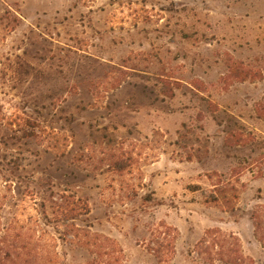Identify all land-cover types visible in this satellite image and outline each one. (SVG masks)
I'll return each instance as SVG.
<instances>
[{
    "label": "rangeland",
    "instance_id": "obj_1",
    "mask_svg": "<svg viewBox=\"0 0 264 264\" xmlns=\"http://www.w3.org/2000/svg\"><path fill=\"white\" fill-rule=\"evenodd\" d=\"M237 257L264 264V0H0V264Z\"/></svg>",
    "mask_w": 264,
    "mask_h": 264
},
{
    "label": "trees",
    "instance_id": "obj_2",
    "mask_svg": "<svg viewBox=\"0 0 264 264\" xmlns=\"http://www.w3.org/2000/svg\"><path fill=\"white\" fill-rule=\"evenodd\" d=\"M63 202H64V204H65V205H64V206H65V209H64V210L67 212V215L70 214L69 216H73V215L77 216V215L82 214V212L74 211V210H75L74 207L68 208V203H69L68 196H67V197H64ZM82 207L84 208V213H87L88 210H89V209H88V206H87L85 203H83ZM67 218H73V217H67ZM71 226H72V224H71ZM68 233H72L71 228L66 229V234H68ZM200 243H203V242H200ZM224 248H225V247H223V246L221 247V249H222L221 252H222L223 254H227V252L223 251ZM108 254L114 255L115 253H114V251H108ZM118 260H119V259L116 258V261H118ZM233 262H234V264H245V263L243 262V259H241V257H237L236 259L233 260Z\"/></svg>",
    "mask_w": 264,
    "mask_h": 264
}]
</instances>
